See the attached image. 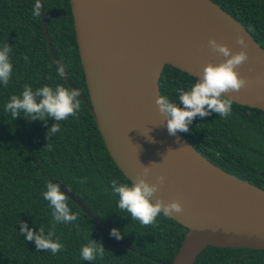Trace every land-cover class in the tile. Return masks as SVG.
<instances>
[{"label":"trees","instance_id":"1","mask_svg":"<svg viewBox=\"0 0 264 264\" xmlns=\"http://www.w3.org/2000/svg\"><path fill=\"white\" fill-rule=\"evenodd\" d=\"M51 45L66 69L72 86L88 100L89 92L80 59L70 0H41ZM235 17L264 48V0H213ZM37 0H0V47L8 43L13 73L7 87L0 84V264H172L187 228L162 215L144 226L118 208L113 180L129 183L112 159L93 114L79 96L76 116L59 122L60 131L49 137L56 123L49 119L13 120L4 106L25 85L33 90L62 85L72 89L57 73L42 17L32 15ZM28 60L25 61L24 57ZM197 81L191 75L166 65L161 78V96L179 104L177 90H189ZM73 90V89H72ZM206 159L225 172L264 190V111L232 102V115L198 116L188 132H180ZM48 178L65 185L92 210L110 230L120 231L133 250L110 237L67 195L74 223L56 224L49 202L42 193ZM80 181H84L81 183ZM29 230H54L64 250L56 255L36 249L34 241L21 235V223ZM90 240L102 243L103 258L85 261L82 246ZM194 264H264V250L207 247Z\"/></svg>","mask_w":264,"mask_h":264},{"label":"water","instance_id":"2","mask_svg":"<svg viewBox=\"0 0 264 264\" xmlns=\"http://www.w3.org/2000/svg\"><path fill=\"white\" fill-rule=\"evenodd\" d=\"M70 1L89 100L79 91L80 97L108 152L131 183L151 165L150 183L166 177L153 200H178L184 206L183 214L171 217L188 230L172 264H194L209 246L264 250V190L211 163L179 131L170 135L167 117L156 104L166 65L198 80L209 63L223 62L211 58L208 41L216 39L229 42L235 53L244 50L249 55L237 68L249 86L225 95L264 111V48L213 0ZM41 17L51 56L62 67L43 4ZM239 34L247 37V49L236 43ZM64 78L71 85L66 69ZM48 180L112 237L84 201L59 181ZM112 238L133 250L124 240Z\"/></svg>","mask_w":264,"mask_h":264},{"label":"clouds","instance_id":"3","mask_svg":"<svg viewBox=\"0 0 264 264\" xmlns=\"http://www.w3.org/2000/svg\"><path fill=\"white\" fill-rule=\"evenodd\" d=\"M42 4L40 0L34 4L32 15L34 18L41 16ZM236 43L242 49L249 47L247 37L243 34L237 35ZM208 48L211 52L224 57V61L218 65L209 63L204 67L200 79H198L189 90H177L178 102L183 103V108L179 104L170 100L166 96H159L156 100L158 110L167 117V129L170 135L175 136L179 132H188L189 126L194 119L218 113L220 118H228L232 115V99L225 94L239 93L242 89L249 86V80L241 77L237 68L249 60L247 51L233 53L231 49L216 39L208 41ZM12 47L5 43L0 47V84L7 87L13 73V65L10 60ZM27 62L28 57H24ZM57 73L61 78L64 77L65 67H58ZM79 90L68 89L62 85H57L55 89L49 86L33 90L30 85H25L22 93L12 95L5 104V113H10L13 120L21 117L29 121H42L52 119L56 123L48 130L49 137L55 136L60 131L59 122L67 120L69 117L76 116L81 109ZM151 139V137L149 138ZM171 150V149H169ZM155 164V163H153ZM152 164V165H153ZM151 165L143 167V172L138 175L135 182L119 183L117 180L111 182L114 194H118V208L121 212L130 214L133 220L139 221L144 226L153 225L158 216L171 218L174 215H181L184 206L174 200L166 203L163 198L153 197L161 190L165 184L166 177L160 175L155 183H150L147 177L151 174ZM83 183L84 181H80ZM53 209V229L60 223H74L78 220V215L73 213L65 194L61 191L58 184L48 182L46 191L42 193ZM21 235H25L27 241H34L37 251L47 250L56 255L64 250L59 238H55L54 230L45 233L43 227L39 232L29 230L26 223H21ZM111 236L121 239L119 230L113 228ZM105 248L102 243L90 240L82 246L80 256L85 261H95L98 257L103 258Z\"/></svg>","mask_w":264,"mask_h":264},{"label":"bare ground","instance_id":"4","mask_svg":"<svg viewBox=\"0 0 264 264\" xmlns=\"http://www.w3.org/2000/svg\"><path fill=\"white\" fill-rule=\"evenodd\" d=\"M87 1H90V0H87ZM221 44L227 45L231 49V51L235 54L234 48H233V46H231V44L229 42H227V41L226 42H221ZM211 58L213 60H215V61H218V62L221 59H222L221 61H224V57H222V56H220L218 54H215L213 52H211Z\"/></svg>","mask_w":264,"mask_h":264}]
</instances>
